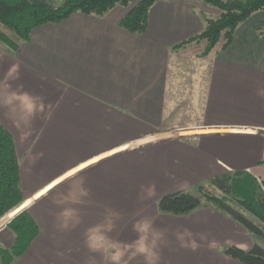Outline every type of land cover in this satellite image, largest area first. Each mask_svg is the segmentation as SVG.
<instances>
[{
    "label": "crops",
    "instance_id": "0c3cea01",
    "mask_svg": "<svg viewBox=\"0 0 264 264\" xmlns=\"http://www.w3.org/2000/svg\"><path fill=\"white\" fill-rule=\"evenodd\" d=\"M129 8L116 5L100 16L73 12L34 27L14 50L0 40V81L15 66L12 89L22 86L41 100L29 121L0 107V123L14 141L20 188L23 178L28 182L34 176L36 159L66 157L69 147L77 148V138L69 146L71 140L56 135L55 126H99L107 116L125 115L153 127L77 154L21 190L39 232L12 264H106L102 253L88 248L89 230L110 227L106 235L115 241L137 238L138 215L163 234L158 246L185 240L195 264H243L223 249L253 243L241 223L207 201L173 214L160 211L157 200L210 184L225 172L247 171L264 183V9L236 27L228 46L221 48V38L199 56L205 42L171 47L198 33L202 15L216 17L218 8L200 0H157L140 33L119 25ZM187 121L194 127L171 129ZM149 148L159 157L155 167ZM142 155L150 166H133L132 158ZM143 206L148 208L136 215ZM59 207L74 209L79 222L61 229ZM13 241V231L0 220V245L8 248Z\"/></svg>",
    "mask_w": 264,
    "mask_h": 264
},
{
    "label": "trees",
    "instance_id": "16d2710c",
    "mask_svg": "<svg viewBox=\"0 0 264 264\" xmlns=\"http://www.w3.org/2000/svg\"><path fill=\"white\" fill-rule=\"evenodd\" d=\"M156 1L62 0L60 5L55 6L49 0H0V25L10 31L0 27V40L14 50L21 42L29 40L31 30L38 25L59 22L77 11L100 16L116 5L130 6L119 20V25L128 31L140 33L147 28L148 11ZM200 1L218 8L219 14L216 17L202 15L204 27L195 35L174 44L171 47L173 50L205 41L199 54L205 56L221 38V48H225L232 41L236 27L253 12L264 9V0ZM209 181L220 191V195L203 192V186L198 185L196 194L180 190L162 195L157 200V208L162 212L185 214L200 206L203 203L201 198L204 197L249 232L264 239V183L247 171L221 173ZM23 199L13 137L0 123V220L3 223L9 220L6 224L14 233L11 247L0 245V264H12L39 232V225L25 207ZM223 251L243 264H264V246L257 242L247 249L228 245Z\"/></svg>",
    "mask_w": 264,
    "mask_h": 264
},
{
    "label": "rangeland",
    "instance_id": "374dc122",
    "mask_svg": "<svg viewBox=\"0 0 264 264\" xmlns=\"http://www.w3.org/2000/svg\"><path fill=\"white\" fill-rule=\"evenodd\" d=\"M49 1L55 6L60 5L62 2V0H49ZM0 27L2 29H4L5 31L10 32L3 25H0ZM203 42H205V41H203ZM103 113H105V111H103ZM118 113L123 114V112H118ZM107 118H108V120L102 119L103 124L101 123L99 126H97V125L95 126L94 123H92V125L90 127L89 126H86V127L71 126V125L70 126H63V127L51 126V127H53V131L56 133V135L57 134H61V135L64 134V136H66L68 139L71 140L69 143V146L74 145V142L72 141V139H73V137H76L78 140L77 145H76L77 148L72 149L71 147H69L70 152H69L68 156H66V157H55L54 156L53 159L47 158V157L36 159V161H34V165H35L34 166V173L35 174L33 173L34 176L28 182H26V180L23 178L21 190L23 192H26L31 187V184H33L34 181H37L40 178V176H42V174L49 173L50 171H55L60 165L67 164V163L73 161L74 160L73 156H75L77 154H80V153H82V154L86 153L87 154L90 150H95L99 146L104 147L105 145L116 143V142H118L122 139H125V138L135 137V136L142 134L143 132H146L148 130L153 129L152 126H147L143 122L135 120L134 118L127 117L125 115L123 116V118L120 116H115V115H113L112 117L107 116ZM190 127H194V124L192 123V125H189V123L187 121L186 123H184V125H181L178 127L173 126L171 129L172 130H180V129L190 128ZM61 129L64 131V133L62 132ZM155 129L162 130V129H165V127L164 126H158V127H155ZM49 132L51 133L50 130H49ZM186 135H191V134H182L180 136H186ZM85 137H86V140H84ZM99 137H100V139H99ZM58 138H60V136L55 139L53 147H52V149L54 150V155H56L58 150H60V149H58V146H60V144L57 145V143H56L57 140H59ZM89 139H91V140H89ZM152 149H156V148H153V146H152ZM149 151H150V153L148 154V160L151 163V167H155L154 165L158 161L159 157H157L158 156L157 154L152 153L151 148H149ZM148 160L146 163V161L143 159V155H142V156L137 157V158H132L131 164L133 166H136V167L137 166L147 167L149 165ZM97 177H98V180L97 181L95 180V181L98 185V183H100L99 182V175H97ZM88 178H90V177L88 176ZM92 183H93V181L91 180V182L87 183V185H91ZM201 185L203 186V188H202L203 192L213 193L216 195L221 194L218 189H216L214 186H212L210 184H201ZM196 191H197V185L193 189L189 190V192H191L193 194H196ZM201 200H202V202H206L204 197L201 198ZM20 203H18L17 205H19ZM147 208H148L147 206L146 207L143 206V208L141 210L135 211V214L138 215V213H142L143 209L145 210ZM57 213H59V214L61 213V207H59L57 209ZM244 213L248 217H251L246 211H244ZM138 216H139V217H137L138 220L135 221L133 224H136L137 222L145 219V217H143V216H140V215H138ZM250 235H251L250 237L253 239V242H257V243L264 246L263 237H260L256 234H253V233H251ZM136 239L137 238H133V239L123 238L122 239V237H118L117 241L121 242L122 244H131ZM176 240H178V238ZM176 240L170 239L169 242H167L164 246H158L157 247L156 251L158 252V255H159V260H158L157 264H195L194 259H193L194 256L191 253L192 251H189L190 246H186L185 245L186 241L183 239H181V240H183L182 242L176 241ZM176 242H179L182 245L180 246V245L176 244ZM188 242L190 243V245H193V239H188ZM198 245L203 246V245H201V243H199ZM130 264H145V261H144V258L142 256H136L135 258L130 260Z\"/></svg>",
    "mask_w": 264,
    "mask_h": 264
},
{
    "label": "clouds",
    "instance_id": "9594fccd",
    "mask_svg": "<svg viewBox=\"0 0 264 264\" xmlns=\"http://www.w3.org/2000/svg\"><path fill=\"white\" fill-rule=\"evenodd\" d=\"M18 78V68L13 66L3 81H0V107L7 108L10 114L20 113L25 121L31 120L39 110L41 100L30 93L22 91V86L12 89L9 80ZM81 195L87 192L81 189ZM69 221L79 222L74 209L66 208L60 213L59 227L67 229ZM137 232V239L131 244H122L119 241L110 239L106 232L111 228L96 226L89 230L86 244L92 252L102 253L106 264H130V260L136 256H142L145 264H157L159 260L158 242L162 239V233L154 230V222L150 219H143L133 225Z\"/></svg>",
    "mask_w": 264,
    "mask_h": 264
}]
</instances>
